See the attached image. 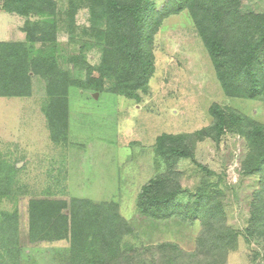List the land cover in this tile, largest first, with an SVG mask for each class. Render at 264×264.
<instances>
[{"label":"rangeland","instance_id":"1","mask_svg":"<svg viewBox=\"0 0 264 264\" xmlns=\"http://www.w3.org/2000/svg\"><path fill=\"white\" fill-rule=\"evenodd\" d=\"M177 2L148 1L144 22L158 20L152 29L154 73L130 95L113 92L119 60L104 0H50L49 15L30 17L7 13L0 3V41H24L30 21L57 22V42L34 43L30 53L54 56L75 84L69 90L64 141L51 137L44 111L46 77L32 76L30 95L0 97V264H71L70 237L47 240L31 234L30 206L36 200L63 201L68 203L63 214L69 215L72 199L117 205L131 229L121 245L134 251L153 246L162 264L181 261L183 253L189 264L198 249L204 264L216 252L223 264H264V165L250 173L247 139L235 125L218 136L210 113L219 105L247 124L264 125V94L251 99L223 90L200 35L201 15L187 6L163 16L165 7ZM236 8L240 16L264 15V0H239ZM230 32L233 40L244 38L237 26ZM163 135L191 137L180 145L205 170L184 158L173 162V170L183 189L207 192L203 220L139 214L142 187L167 170L156 146ZM197 198L185 194L178 201L187 206ZM216 242L222 250L212 247ZM145 256V262L152 261L148 250Z\"/></svg>","mask_w":264,"mask_h":264},{"label":"trees","instance_id":"2","mask_svg":"<svg viewBox=\"0 0 264 264\" xmlns=\"http://www.w3.org/2000/svg\"><path fill=\"white\" fill-rule=\"evenodd\" d=\"M148 1L104 0L103 13L119 60V66L115 69L117 84L114 93L130 95L144 87L154 73L152 29L158 20L149 26L144 22ZM0 3L7 13L23 17L49 15L47 9L51 5L50 0H0ZM237 4L239 0H178L176 5L165 7L163 16L181 12L187 6L196 11V15H201L197 20L200 35L223 90L229 95L254 99L264 94V15L240 16ZM26 26L24 41H0V97L30 95L32 76L46 77L49 100L44 111L51 137L55 141H64L69 129V90L75 84L69 74L62 71L54 56L45 54L32 57L30 53V46L34 43L55 44L58 25L57 22L41 19L30 21ZM234 26L242 31V41L230 38V29ZM253 34L256 38L250 39ZM257 36L260 38L257 39ZM91 71L93 68L89 69ZM210 113L215 118L213 129L218 136H223L229 126H238L253 154V166H249L248 171L253 173L259 170L264 165V125L247 124L244 118L219 105L212 106ZM188 138L191 137L163 135L157 139V152L163 158L167 170L142 187L137 203L140 215L156 220L176 215L203 220L204 208L206 210L209 200L207 192L200 190L193 193L183 189L173 170V162L178 158L190 159L205 170L194 160L191 151L180 145ZM185 194L198 198L186 206L178 201ZM66 204L63 201H33L30 206L31 234L37 239L47 240L70 237L73 255L71 264H162L161 259L155 258L157 254L153 246L134 251L125 244L121 245L131 229L119 214L117 205L103 203L95 206L86 199H72L70 213L66 215L63 214ZM203 224L207 225V222ZM203 237L208 238L207 235ZM204 238L199 246L204 245ZM219 241H222L221 238ZM216 244L212 246L215 250L222 245L219 242ZM147 250L151 254L149 261L152 260L149 263L145 262L148 260L145 256ZM161 250L165 248L161 247ZM199 251L192 253V262L189 264H204L200 258L203 252ZM210 253L213 255L211 249ZM186 257L187 253H183L179 262H165L184 264ZM207 264H223L221 254L214 253Z\"/></svg>","mask_w":264,"mask_h":264}]
</instances>
